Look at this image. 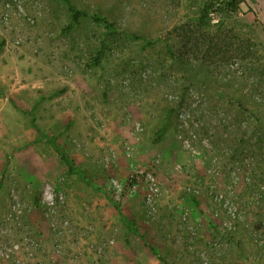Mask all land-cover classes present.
<instances>
[{
	"label": "rangeland",
	"instance_id": "rangeland-1",
	"mask_svg": "<svg viewBox=\"0 0 264 264\" xmlns=\"http://www.w3.org/2000/svg\"><path fill=\"white\" fill-rule=\"evenodd\" d=\"M70 1L77 23L66 0H0V249L264 264V0L219 22L200 20L204 0Z\"/></svg>",
	"mask_w": 264,
	"mask_h": 264
},
{
	"label": "trees",
	"instance_id": "trees-1",
	"mask_svg": "<svg viewBox=\"0 0 264 264\" xmlns=\"http://www.w3.org/2000/svg\"><path fill=\"white\" fill-rule=\"evenodd\" d=\"M66 1H67L69 10L71 12V19L74 22H76V23L79 22L80 17L83 15V11H81L80 9H78L70 0H66ZM243 2H244V0H226L222 4L221 7H222V9L224 8L228 12H230L232 14H235L239 10L240 5ZM214 5H215V1L214 0H204L203 1L202 7H201V14H200V17H199L202 22H206L207 20H210L208 13H209V10ZM94 18L96 19V21L103 22L110 30L115 31V24H114V22L110 21V19L107 16L101 15V14H95L94 15ZM126 34H127L128 37H131V38H140V36L137 33H135V32H126ZM245 110L246 111H249L251 109H248V107H247V108H245ZM251 112H252V110H251ZM69 165L71 166L70 167L71 170H74L72 168V162H69ZM193 201H194V204L198 208H200V202H199V200L196 197H193ZM238 224H239V222L237 223V225ZM215 225L217 226V224H215ZM223 228L227 229L226 232H225L226 237L231 242L235 243L236 245L237 244L240 245V241H239V239H237V233H234L231 230H228V229H230L228 227H223ZM131 230L133 232H136L135 229H133L132 227H131ZM141 236L144 238L143 235H141Z\"/></svg>",
	"mask_w": 264,
	"mask_h": 264
},
{
	"label": "built area",
	"instance_id": "built-area-1",
	"mask_svg": "<svg viewBox=\"0 0 264 264\" xmlns=\"http://www.w3.org/2000/svg\"><path fill=\"white\" fill-rule=\"evenodd\" d=\"M214 1H215V5L209 10L208 15L212 22H218L220 20V15H221L220 13L222 10L221 6L226 0H214ZM141 176L143 177L144 181L147 182L149 187L147 202L149 206L153 207L156 199L155 195L158 193L157 181L152 173H148L147 175L142 174ZM138 177L139 175L137 173L135 175L133 174L130 175L129 180L131 184L134 183V181L138 180L139 179ZM111 184L113 188L120 187L116 179H112ZM21 245L22 243L20 242H12L10 244H4V246L0 249V253L2 256L6 258L9 257L13 258L15 264H20V259L14 257V254H18V251L21 249Z\"/></svg>",
	"mask_w": 264,
	"mask_h": 264
}]
</instances>
